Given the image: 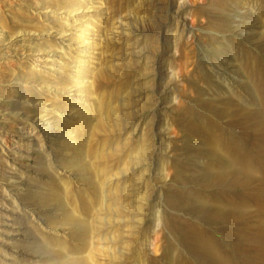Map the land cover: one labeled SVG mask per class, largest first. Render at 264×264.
<instances>
[{
    "label": "rangeland",
    "instance_id": "1",
    "mask_svg": "<svg viewBox=\"0 0 264 264\" xmlns=\"http://www.w3.org/2000/svg\"><path fill=\"white\" fill-rule=\"evenodd\" d=\"M211 248L264 264V0H0V264Z\"/></svg>",
    "mask_w": 264,
    "mask_h": 264
},
{
    "label": "bare ground",
    "instance_id": "2",
    "mask_svg": "<svg viewBox=\"0 0 264 264\" xmlns=\"http://www.w3.org/2000/svg\"><path fill=\"white\" fill-rule=\"evenodd\" d=\"M235 133L236 131L233 129L227 130L225 132L221 127H218L214 129V132L211 135V138H216V140H221L224 142L222 151L218 153L216 151V156L218 157V159L223 161L222 165L219 166L218 175L227 177L228 181H230V184L235 181L236 177L240 173L244 175L245 178H248L251 175V168L254 164V158L251 154L249 141H247L246 145L244 146V150L241 151L235 141ZM212 142L218 148H220L218 143H216L215 141ZM239 164L243 165V167H240ZM223 179L225 178L223 177ZM223 190L224 188L218 191H211V194L209 195L214 201L217 202L216 205L219 208V212H222L223 202L219 201L218 197ZM217 207L209 210H215L217 209ZM232 213V210L228 211L227 215L231 217ZM207 256L211 264H234L232 260H226L214 248L208 250Z\"/></svg>",
    "mask_w": 264,
    "mask_h": 264
}]
</instances>
